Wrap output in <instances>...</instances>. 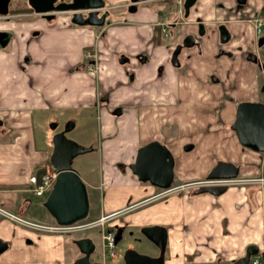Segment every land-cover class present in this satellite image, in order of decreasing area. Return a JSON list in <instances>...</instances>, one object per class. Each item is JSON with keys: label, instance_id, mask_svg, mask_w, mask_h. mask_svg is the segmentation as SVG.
I'll return each mask as SVG.
<instances>
[{"label": "crops", "instance_id": "1", "mask_svg": "<svg viewBox=\"0 0 264 264\" xmlns=\"http://www.w3.org/2000/svg\"><path fill=\"white\" fill-rule=\"evenodd\" d=\"M15 1L0 17L6 19L0 27L11 31L10 52H1L9 44L0 48V205L34 221H55L43 204L47 196L32 192L28 177L51 166L52 134L61 128L50 131L56 118L49 112L73 110L85 128L67 136L91 146L84 156L94 152L98 169L80 168L76 157L72 165L96 190L88 197L97 215L112 213L107 225L120 229V238L144 225L166 227L164 264H232L247 244L264 248V187L251 210L244 186L214 196L187 185L206 177L207 164L185 171L186 147L197 158L228 159L264 174L260 154L238 142L230 127L240 101H264V43L254 30L264 0L244 6L197 0L170 26L172 37L157 26L164 10L143 4L124 12L132 0H105L104 27L77 26L68 12L47 19L33 9L16 11L31 5ZM221 25L231 34L226 42L219 39ZM189 34L195 46L184 47L175 63L172 52ZM94 50L95 61L86 56ZM155 139L173 153L174 189L149 198L161 190L134 175L131 165L138 147ZM0 239L8 244L0 264H72L79 256L68 234L33 230L2 215ZM143 248L135 250L157 254Z\"/></svg>", "mask_w": 264, "mask_h": 264}, {"label": "water", "instance_id": "2", "mask_svg": "<svg viewBox=\"0 0 264 264\" xmlns=\"http://www.w3.org/2000/svg\"><path fill=\"white\" fill-rule=\"evenodd\" d=\"M147 0H132L128 9L137 10V3ZM196 0H185L184 7L186 16ZM244 4L245 0H237ZM10 0H0V16L7 15ZM33 11L47 19L55 17V13H69L71 22L77 26H105V19L108 11L100 15L105 10V0H28ZM220 42H226L231 37L229 31L221 26ZM203 34V32H202ZM195 37L187 35L182 40L181 45L172 53L175 61L176 55L181 52L182 47H194ZM10 42L9 31L0 32V48H4ZM264 68V66H263ZM234 122L231 128L238 137V142L249 149L264 152V101H240L237 104ZM0 118V122H1ZM72 125L66 124L63 129L52 134L53 145L51 149L50 164L54 167L55 182L49 190L48 196L43 204L49 214L59 225H72L76 221L85 219L90 207L89 191L84 180L80 177L77 169L72 165L73 158L86 153L92 149L90 145H82L76 139L66 135ZM172 151L158 140H151L138 147L131 171L144 182H148L161 191L171 189L175 178V161ZM205 179L215 178L227 179L235 178L238 175V167L231 160H218L208 171ZM228 186L225 184L202 183L196 193L208 192L212 195L222 194ZM142 232L151 242L158 247L159 253L150 255L147 252H138L133 247H128L124 252V264H164L166 257L167 228L158 224L143 226ZM120 233L117 232V236ZM81 255L72 264H104L96 260H89L95 242L92 238L80 237L76 239ZM8 244L0 239V253L7 249ZM258 248L249 247L243 256L234 259L232 264H249V256L256 254ZM264 255V253H263Z\"/></svg>", "mask_w": 264, "mask_h": 264}, {"label": "rangeland", "instance_id": "3", "mask_svg": "<svg viewBox=\"0 0 264 264\" xmlns=\"http://www.w3.org/2000/svg\"><path fill=\"white\" fill-rule=\"evenodd\" d=\"M16 1L15 0H12V3L10 5V7H13L15 6V3ZM145 5L149 6L151 9L157 11L158 9H163L164 11H166V16H170V14L173 13V9H169L167 11V8H165V5L166 4H163V2H156V3H153V2H148V3H144ZM140 6V5H139ZM122 11V10H121ZM124 11V10H123ZM126 13H131L129 11V9L127 8V11H124ZM109 14V13H108ZM6 20L5 18H1L0 20V23L2 21ZM10 31V29L8 27H0V31ZM11 32V31H10ZM168 33L171 34V37L173 36V33H172V28H168ZM163 34V33H162ZM164 36V35H163ZM169 40V39H167ZM264 43V41H262ZM261 43V44H263ZM11 48V44H9L4 50L2 49L1 52H10ZM6 56V55H5ZM90 66V65H89ZM262 70V68H261ZM260 70V71H261ZM261 81V84L264 85V78L263 76L261 77L260 79ZM262 89L264 91V86H262ZM51 116H53V118L57 119L58 118V121L55 123V120L53 121L54 124H50V126L52 127L50 129V131L52 132H55V131H58L59 128L63 129L64 126L66 124H71L72 125V128L66 132V135H72L73 131H75V129L77 127L79 128H85L83 125H79V120H80V113H77V112H74L73 110L69 111V112H65V110H57L56 112H54V114H52V112H49ZM95 140L92 141L91 140V144H95ZM187 145V144H185ZM185 145H183L185 147ZM51 146V144L49 145ZM186 149V153L187 156L190 155V162L188 163V165L186 166L185 168V171H186V175H189L191 173H193V171L195 173L198 172V167H201L205 164H207V166H209V170L214 166V164H216V162L219 160V159H215L216 157L214 156H209V155H203L201 158H197L196 155H195V152L194 151H190L191 149H188L185 147ZM90 151V150H88ZM86 151V153L88 152ZM84 153V154H86ZM84 154H81V155H77L76 156V159H74V163L76 165H78L80 168L81 167H85V168H88L86 166H89V167H92L93 170L95 171V169H98V164L97 163V159L94 158L95 156V153L93 152H89V156H84ZM198 159L201 160V162L197 163L198 162ZM216 160V161H215ZM226 161V160H225ZM201 164V165H200ZM88 186V185H87ZM86 186V187H87ZM87 190H91L92 193H95V189L93 188H89L87 187ZM98 193L100 195V190H98ZM90 202V201H89ZM94 204L92 202H90V207H89V210H88V216L86 219H84V222L85 223H88V221L90 220H98V218H100L97 213L94 211ZM123 210H124V207H123ZM37 217H41L44 219V217L41 216V213H38ZM124 219L123 218V215L120 216V220ZM107 223H108V220L106 219L101 225L98 224V225H93L89 228H85V229H78L76 231H63V232H56L57 234H68L70 237H71V243H70V246L71 248H73V252L77 255H81V252L78 248V244L76 241V239L80 238V237H90L92 238V240L95 242V246H94V249L93 251L90 253V259L89 260H96V261H101L102 263L104 262V264H124V261H123V258H124V251L127 247L128 244L131 243V247H133V249H141L143 247H148L150 246L155 252L159 253L158 251V247L155 246L154 243H152L149 239L146 238V236L141 232V230H134L132 232H130L129 235H127V239L124 240V237L123 238H119L118 241L116 242V245H115V256L113 257H109V255H104L103 253V246L104 245V241L101 239V236H102V232H104V230L110 232L111 234H114V232H116V229H112L110 227L107 226ZM116 225H120L119 223H116ZM121 226V225H120ZM144 249V248H143ZM78 250V251H77ZM74 256V257H76Z\"/></svg>", "mask_w": 264, "mask_h": 264}, {"label": "built area", "instance_id": "4", "mask_svg": "<svg viewBox=\"0 0 264 264\" xmlns=\"http://www.w3.org/2000/svg\"><path fill=\"white\" fill-rule=\"evenodd\" d=\"M182 0H177V6L179 9H182L181 7ZM182 12V11H181ZM261 20L257 21L256 24H254V30L257 35H260L262 32L261 29ZM97 52L94 51H88L87 55L90 59L95 61ZM95 68V67H94ZM55 172L54 168L51 166H48L47 168H44L43 171H39L38 173L29 175L28 179L31 185L32 192H34L37 195L45 196L49 193L50 188L52 187L53 183L55 182ZM233 178H227V179H221L216 178L215 180L208 181L211 184L220 183V184H228V182H232ZM207 181V180H206ZM201 183V182H199ZM0 215L4 216L5 218L13 219L18 222L19 225L30 227V229L33 230H44L45 232H63V231H76L78 229H85L89 228L91 226H95L98 224H102L106 219L108 220L111 214H101L100 218L98 220H90L88 223L85 222H76V224L72 225H59L56 222H51L50 224H45L42 221H34L30 218L23 217L18 215L16 212H12L9 209L5 208V206L0 205ZM101 239L104 241L103 246V253L104 255H109V257L115 256V245L116 240L114 238V234H111L110 232L104 230L102 232ZM251 264H264V256L262 253H258L254 256H251Z\"/></svg>", "mask_w": 264, "mask_h": 264}, {"label": "flooded vegetation", "instance_id": "5", "mask_svg": "<svg viewBox=\"0 0 264 264\" xmlns=\"http://www.w3.org/2000/svg\"><path fill=\"white\" fill-rule=\"evenodd\" d=\"M148 2H153V3H156V2H163V4H166L165 5V8H167V11L169 10V9H173V13L172 14H170V16H166V15H164V14H166V11H164V13H163V11L161 12V14H159V16L161 17L158 21V28L160 29V33H163V35L165 36V37H168L169 36V33H168V28L170 27V26H172V25H175V24H179V23H181L182 21H183V19H184V13H186V10H185V7H184V2H185V0H182V3H181V7H182V9H179V7L177 6V0H147V1H144V2H139V3H137L138 5H143L144 3H148ZM197 2V0L195 1V3ZM236 2L238 3V4H240L237 0H236ZM195 3H194V5H195ZM194 5H193V7H194ZM240 5H242V6H244V5H246V0H245V2H244V4H240ZM9 7H10V5H9ZM8 7V8H9ZM193 7H191V9L193 8ZM191 9H190V11H191ZM163 10V9H162ZM182 11V12H181ZM190 11H189V13H190ZM106 12V10H104V11H102L101 13H100V15H102L103 13H105ZM188 15V14H187ZM186 15V16H187ZM0 17H2V16H0ZM106 19H107V16H106ZM106 19H105V22H106ZM259 20H261V29H262V32L260 33V35H257L256 34V36H257V38H258V42H262V41H264V17L263 16H259V18L258 19H256L255 20V24H256V22L257 21H259ZM106 25V24H105ZM221 26H223V25H221ZM225 27V26H224ZM221 28V27H220ZM219 28V29H220ZM226 28V27H225ZM0 32H2V31H0ZM9 33H10V31H9ZM221 33V32H220ZM221 35V34H220ZM11 36V35H10ZM195 37V36H194ZM221 38V37H220ZM219 38V39H220ZM231 38V37H230ZM196 39V38H195ZM194 39V40H195ZM181 45V44H180ZM177 48H178V46H176V48H175V50H174V52L177 50ZM184 47H182V49H183ZM182 49H181V51H182ZM173 53V52H172ZM180 53V52H179ZM177 55H179V54H177ZM177 55H176V59H175V63H178V58H177ZM234 120V119H233ZM235 121V120H234ZM233 121V122H234ZM231 124H233V123H231ZM255 151H257L258 152V150H255ZM258 154H260V158L262 159V160H264V152H258ZM228 160V159H227ZM226 160V161H227ZM232 161V160H231ZM234 163V162H233ZM241 164V163H240ZM240 164H236L235 163V165L238 167V175H237V177H235L233 180H232V182H228V184H225V185H227L228 186V189L231 187V186H236V187H240V186H244L246 189V196H248V198H249V204H250V209L251 210H254V208L256 207V201H257V199H256V196H255V193L258 191V190H260L262 187H264V174H262V175H259L256 171H255V169L253 168V170H246V169H244V165H240ZM263 167H264V165H263ZM209 173V172H208ZM207 173V174H208ZM207 176V175H206ZM206 178V177H205ZM199 182H201V183H199ZM202 183H205V181H204V178H202L201 180H197V181H195V180H193V181H189V183L187 184V185H189V184H192L194 187H196V190L199 188V186L200 185H202ZM227 189V190H228ZM227 190H225L224 192H226ZM161 192V191H160ZM159 191L158 192H155V193H153L149 198H151V197H154V196H156V194H158V193H160ZM223 192V193H224ZM225 221L226 220H224V222L223 223H225ZM225 227H226V223H225ZM253 247V248H258L259 250H258V252H256V254H258V253H262V255H263V253H264V248L263 247H261V245L259 244V243H257V242H255V243H250V244H247L246 246H245V248H246V250H245V253L247 252V249L249 248V247ZM127 249V248H126ZM125 249V250H126ZM245 253H243V254H245ZM256 254H253V255H250L249 256V264H251V256H254V255H256ZM243 256V255H242ZM236 259V258H235ZM233 263V262H232Z\"/></svg>", "mask_w": 264, "mask_h": 264}, {"label": "trees", "instance_id": "6", "mask_svg": "<svg viewBox=\"0 0 264 264\" xmlns=\"http://www.w3.org/2000/svg\"><path fill=\"white\" fill-rule=\"evenodd\" d=\"M29 9L30 10H32V8L31 7H29L28 9H23V8H19L18 10H16V11H19V10H23V11H29ZM15 10H13V11H11V12H16Z\"/></svg>", "mask_w": 264, "mask_h": 264}]
</instances>
